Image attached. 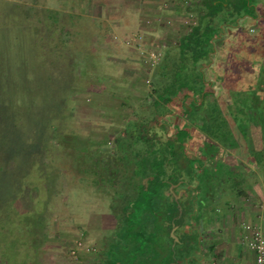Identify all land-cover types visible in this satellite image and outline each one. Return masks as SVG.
Masks as SVG:
<instances>
[{"label": "rangeland", "instance_id": "374dc122", "mask_svg": "<svg viewBox=\"0 0 264 264\" xmlns=\"http://www.w3.org/2000/svg\"><path fill=\"white\" fill-rule=\"evenodd\" d=\"M216 1L218 8L212 6ZM138 6L134 0H0V264H76L68 254L82 231L105 246L107 235L116 236L117 243L130 242L151 255L158 248L156 237L146 224L137 227L135 216L141 208L151 212L156 202L154 191L162 179L157 160L163 151L171 156L174 172L182 173L196 166L195 161L189 164V156L185 159L189 150L213 155L223 145L232 149L238 132L244 135L251 126L247 115L255 113L258 121L251 122L264 127V105L250 104L253 92L264 94V0H215L204 3V17L192 12L190 32H198L206 52V46H214L215 62L228 66V77L223 72L220 77L232 91L224 110L204 103L198 110L186 109L187 115L167 101L171 96L184 99L179 87L193 91L202 86L191 58L196 42L178 40L185 32L183 20L177 24L172 17L170 26L164 20L157 23L161 40L167 36L168 44L176 46L166 65L159 58L153 68L156 84L151 76L149 84L135 80L129 90L119 59L128 57L125 49L144 32L140 22L151 21L149 27L141 24L147 29L157 25ZM251 16L254 33L243 22ZM160 36L149 34L144 44L159 45ZM171 106L175 121L188 119L173 146L144 144L134 130L139 125L126 127L137 110L161 115ZM122 133L129 135L123 140L126 146L112 145ZM195 138L202 144H192ZM99 142L102 146L89 145ZM113 148L118 150L115 161L108 156ZM260 148L246 146L244 151L258 158ZM109 169L113 178L104 176ZM220 169L225 182L233 180V173ZM122 212L132 217L119 224ZM149 263L148 256L140 258L139 264Z\"/></svg>", "mask_w": 264, "mask_h": 264}, {"label": "crops", "instance_id": "0c3cea01", "mask_svg": "<svg viewBox=\"0 0 264 264\" xmlns=\"http://www.w3.org/2000/svg\"><path fill=\"white\" fill-rule=\"evenodd\" d=\"M126 1L130 3L133 0ZM212 1L134 0L139 4L138 7L142 5L140 9L142 16L150 17L148 14H151L156 24L161 23V20H164L163 24L167 20L171 22L172 17L178 18L176 23L179 24L181 20L187 19L188 15L194 17L193 13L196 16L204 17L207 12L203 5L205 2L214 3ZM218 4L219 2L216 1L213 6ZM149 22L152 24L151 21ZM141 24L146 27H149L150 24L146 25L143 22L139 24L140 30L144 31L141 32L144 43H146L145 39L149 38V34L160 36L157 32L158 29H162L160 25L157 24L155 28L147 29ZM183 38L188 37L181 35L178 40ZM169 40L167 36L161 40L160 36L159 45H142L141 47L144 50L147 48L159 50L162 53V63L166 65L170 60V49L176 46L169 45ZM187 42L190 43L191 40ZM106 46L102 45L101 48L112 50ZM125 50L124 55L128 57L119 60L125 67V73L128 74H126V79L131 87L129 90H133L135 80L136 82L144 80L149 84L152 78L156 84L159 79L158 71L147 68L136 48L128 47ZM202 62H198L196 68L202 66ZM198 72L201 74V71ZM110 98L118 99L114 96H110ZM166 113L169 114L170 109ZM161 118L159 117V120ZM140 121V119L134 118L133 122H130L139 125ZM152 124L150 123L149 127ZM142 128L144 127L142 126ZM149 129L143 131L144 133L141 135L143 138L141 141L144 144L149 141L152 146L171 145V140L168 142V138L172 136L171 130L167 132L168 138L160 141L159 136L154 138L156 133L151 135ZM123 140L122 133V137L115 138L112 145L121 147L124 144ZM89 145L99 147L102 146V143H89ZM117 152L118 150L114 149L112 153L108 154L109 158L115 161ZM253 156L213 154L198 159L196 156L189 155L188 160L191 161L189 164L195 161V168L177 174L174 172L171 156H167L165 173L162 175L160 170L162 179L159 177L161 181L158 179V183L160 184H157L158 189L154 191L157 199L152 211L148 212L147 209L141 208L138 209V215L135 216L137 227L146 224L147 231L152 230L151 235L156 237L154 240H157L158 248H154L152 254L148 255L147 252L136 250L130 242L117 243L116 236L109 235L105 238L107 243L105 246L101 239H94L92 234L87 231L84 234L82 231L80 235L76 236V240L79 238L85 240L84 236H87L89 242L96 244L98 250L91 255H82L79 263L88 258L87 264H139L140 258L148 256L151 264H255V254L247 247V239L255 233L264 236V155H256L258 158ZM157 161L159 162V160ZM221 167L224 168L223 173H233L234 176L231 179L234 182H232L233 180L225 182V178H221L222 173L218 170ZM118 168H120L119 164L116 169ZM110 169L104 175L107 178H113V172ZM211 177L217 179V182L209 181L208 179ZM123 204L126 205V202H122V209H125L124 212H126ZM124 212H122L124 218L118 220L119 224L124 219L132 217L131 213ZM73 245L70 247V251ZM119 248L123 250L118 251ZM70 251L68 259L73 260L70 257ZM79 263L76 262V264ZM70 264L75 263L72 261Z\"/></svg>", "mask_w": 264, "mask_h": 264}, {"label": "flooded vegetation", "instance_id": "af4514ba", "mask_svg": "<svg viewBox=\"0 0 264 264\" xmlns=\"http://www.w3.org/2000/svg\"><path fill=\"white\" fill-rule=\"evenodd\" d=\"M253 12V11H251ZM258 12V11H257ZM193 16V15H192ZM255 16H251V17H246L243 19V22L246 23L248 21V24L250 26V32L254 33L255 29L253 24L256 26V21L254 20ZM192 34V31L190 32V30L185 29V32L183 34V36L185 35L186 37H189ZM179 41H177L176 44H178ZM213 57V58H211ZM215 53H214V46H210V49L208 48L207 51V55L206 57L203 59L202 62V66H200L199 68H197V70L201 71V75L202 77L200 78L199 82L202 83V86H200L197 89H194L193 91H191L189 88H180L177 89L178 92L180 93L182 91V94H184V99L182 100H178L180 98H176L175 96H171L170 99V104L176 103V105L179 106V109L181 110V114L187 115L188 111L186 109H200L202 107V104L207 103V104H213V105H218V107H221L222 110H224L229 104V96H230V92L232 91V87L229 86V84H225V78L220 77L222 76V72L224 73L223 75L226 77H228L227 75V71L228 70V66H225V64L223 63V65L218 64V62H215ZM218 68H219V73H218ZM222 69V70H221ZM250 72H254V69H250ZM257 71V70H255ZM229 74V71H228ZM255 75L251 74V78ZM259 76V73H258ZM260 76H262V80H264V71L260 72ZM248 78V76H247ZM250 81H254L251 80ZM231 88V89H230ZM253 90V89H252ZM257 93H260L259 95ZM223 99V100H221ZM178 101V102H177ZM179 103V104H178ZM250 104L254 105L256 104V106H263L264 105V94H263V90H258L257 92H253V94L250 95ZM191 106V107H190ZM171 107H168L165 111L168 112V109H170V113H166V114H158L157 111H151L150 110H143V111H138L136 112V118L139 120H145L147 121V123L145 124H141L139 130L141 131L140 133V139L141 135L148 130V125L150 123H153L152 125H150V133L151 135L156 133L154 135V138L157 137V135L161 139H167V132L168 131H172V136L171 138H168V142H170L171 140V146H173V144L177 141V131H184L185 127L183 126L184 123H187V120L185 117H183V120L181 121H175L173 119L172 114L174 112L171 111ZM214 107V106H212ZM175 111L178 112V109H174ZM173 110V111H174ZM159 111V110H158ZM255 113H253L252 115H250V117L247 115V119H246V123L251 124L248 132H246V134H241L240 132H238V135L235 137L236 142L234 141L233 148H225L223 145L221 149V152L218 153V151L216 152L215 155H242V156H247L248 152H245L244 149L246 146H251V147H256L258 146V149L260 148V144L264 141L262 140V134L264 133V127L262 126V122L256 123L255 124L253 122H251L252 120H257L258 118H256L257 116H254ZM200 115V114H199ZM166 116V117H165ZM159 117H162L159 120ZM168 117H171V121H168ZM196 117V116H195ZM137 121V120H136ZM258 121V120H257ZM133 122V121H132ZM132 122L127 123L128 127L130 124H132ZM228 123H233L232 119L230 122ZM253 123V124H252ZM195 124V122H194ZM136 125V124H135ZM232 125V124H231ZM229 125V126H231ZM253 125V126H252ZM142 126L144 128H142ZM179 128H178V127ZM138 127V126H137ZM136 127V128H137ZM252 127V128H251ZM259 130V135L256 134V130ZM144 131V132H143ZM261 134V137H260ZM264 135V134H263ZM129 135L127 133H123V139L128 140ZM241 136H243L244 139H241ZM158 138V137H157ZM184 141V140H183ZM194 145L199 146L202 143H200V139L195 138L192 139ZM186 144L188 143V140H185ZM243 142V143H241ZM126 146V145H125ZM204 146L206 147V144H204ZM243 148V150H241ZM261 152L259 153L260 155H264V149L260 148ZM205 151H198L197 153H192L190 152H185V159H188L189 155H193L196 156L198 159L202 158V157H206L209 155V153H207L208 151H206V155H204ZM252 152V151H251ZM250 156L252 154H249Z\"/></svg>", "mask_w": 264, "mask_h": 264}, {"label": "built area", "instance_id": "2783aa9c", "mask_svg": "<svg viewBox=\"0 0 264 264\" xmlns=\"http://www.w3.org/2000/svg\"><path fill=\"white\" fill-rule=\"evenodd\" d=\"M187 19H184L183 25L189 30V26L193 24L192 15L186 16ZM171 22L166 21L165 25L170 26ZM150 24L149 21L146 22V25ZM134 45L128 47L136 48L141 54L142 61L145 63L148 69H153L158 63L159 58H162V53L157 49L144 50L141 46L144 44V37L142 34H138L134 37ZM128 44V42H127ZM142 48V49H141ZM247 247L254 252L255 254V264H264V236L259 233L253 234L247 239ZM97 252V249L88 245L84 242L83 239L79 238L75 241L71 251L70 257L79 263L82 255H91Z\"/></svg>", "mask_w": 264, "mask_h": 264}, {"label": "trees", "instance_id": "16d2710c", "mask_svg": "<svg viewBox=\"0 0 264 264\" xmlns=\"http://www.w3.org/2000/svg\"><path fill=\"white\" fill-rule=\"evenodd\" d=\"M215 0H213L212 2H214ZM218 5H220V4H218ZM218 5L217 6H215V8H218ZM213 6V5H212ZM214 7V6H213ZM217 12V11H216ZM198 32L197 31H193L192 32V34L188 37V38H191V41H193L194 43L196 42V44L197 45H195V51H194V54L192 55V59H193V65L196 67V66H198V62H200V61H203V59L206 57V55H207V52H206V50H205V47H203V45H200V43H199V41H197L198 40ZM203 47V48H202ZM207 48H209L208 46H206ZM207 51H208V49H207ZM196 69V68H195ZM197 70V69H196ZM178 89H180V87L178 88ZM171 98L169 97V98H167V101H169ZM163 100V99H162ZM162 105V102L159 100L158 101V107H160ZM256 114H254V116H255ZM261 115V114H260ZM141 123L139 124V126L137 127V128H135L134 130H135V132H136V135H137V138H140V133H141V131L139 130V128H140V125L141 124H145V123H147V121H146V119L145 120H141L140 121ZM141 140V139H140ZM124 143V142H123ZM167 145H170V144H167ZM171 146V145H170ZM121 147H124V144L123 145H121ZM165 151V150H164ZM163 151V155L161 156V158L160 159H158L159 160V164H160V166H159V168H160V170H161V172H163L164 171V168H165V166H166V164H167V154H166V151L164 152ZM162 175H163V173H162ZM162 177V176H161Z\"/></svg>", "mask_w": 264, "mask_h": 264}]
</instances>
